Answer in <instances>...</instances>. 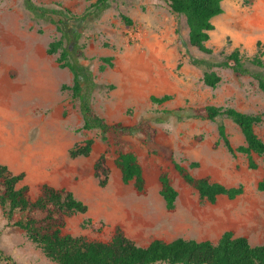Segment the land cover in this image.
<instances>
[{
	"label": "rangeland",
	"instance_id": "1",
	"mask_svg": "<svg viewBox=\"0 0 264 264\" xmlns=\"http://www.w3.org/2000/svg\"><path fill=\"white\" fill-rule=\"evenodd\" d=\"M33 1L59 3L80 16L97 0ZM107 4V10L96 13L90 9L89 16L76 24L81 34L79 44H85L82 63L98 85L92 104L99 116L109 123L131 125L163 110L230 107L260 115L262 121L254 132L264 141V94L256 82L222 69L217 70L219 84L207 88L201 81L205 69L192 63L219 61L233 50H238L243 60L252 58L258 51L257 43L264 45V0L223 2V12L212 19L213 30L205 44L211 54L187 45L184 19L169 13L161 0H107ZM58 38L56 26L33 18L22 0H0V131L50 134L62 143H72V147L92 141L87 156L72 158V186L79 187L87 211L66 218L62 233L108 242L118 228L137 246L145 247L156 239L215 243L229 231L233 237L246 238L252 246L264 244V192L257 189L264 176V160L255 154L226 150L218 137V126L225 128L234 148L243 145V138L224 117L214 121L172 117L162 124L151 123L156 129L154 143L138 134L120 138L121 151L132 153L141 166L144 188L137 191L132 183L121 181L112 148L105 155L107 181L100 186L93 165L107 148L95 131L81 129L76 104L62 89L71 85L72 76L57 63L58 53H47L50 43ZM260 52L264 63L263 47ZM248 68L264 73V69ZM164 95L170 100L151 103L150 97ZM168 154L185 166L198 163L190 170L193 177L209 176L226 188L241 187L242 193L233 200L219 197L213 204L201 201L173 171ZM250 159L254 169L249 167ZM164 171L178 194L171 211L159 196L158 177ZM0 251L17 264H54L20 229L7 223L1 209Z\"/></svg>",
	"mask_w": 264,
	"mask_h": 264
},
{
	"label": "trees",
	"instance_id": "2",
	"mask_svg": "<svg viewBox=\"0 0 264 264\" xmlns=\"http://www.w3.org/2000/svg\"><path fill=\"white\" fill-rule=\"evenodd\" d=\"M223 1L226 0H161L169 13L184 19L187 45L204 54H211L205 44L213 30L212 19L223 12ZM22 5L33 18L56 26L59 38L50 43L47 53H58L57 63L68 69L72 76L71 85L62 86V89L69 92L71 100L76 104L81 118V129L87 132L95 131L107 148L93 165L94 176L100 186L105 185L107 181L105 155L112 148L113 164L119 171L121 181L124 184L132 183L137 191H142L145 181L141 166L132 153L121 151L118 141L122 137L138 134L148 143H154L156 129L151 123L162 124L172 117L178 121H214L224 117L239 129L243 138V145L234 148L227 139L225 128L218 126V137L226 150L230 154H255L264 160V141L254 132V127L262 121L261 116L243 113L230 107L208 105L202 109L163 110L158 116L141 119L131 125L107 122L93 108V93L98 85L91 70L82 63L85 59V44H79L81 34L76 27L77 23L89 16L90 9H94L96 13L107 10V0H97L90 4L80 16L54 2L37 4L33 0H22ZM121 19L130 23L125 16H121ZM74 24L75 26H72ZM181 45L186 46L183 42ZM262 47L264 48V45L257 43V53L246 60H243L238 50H233L219 61L192 60V63L205 69L201 81L207 88L214 89L219 84L221 78L217 70L224 69L235 77L249 76L264 94V73L248 68L249 65L264 69L260 52ZM168 100L170 96L166 95L159 98L150 97L151 103L157 105ZM91 145V140L75 144L68 154L70 158L85 157L90 153ZM166 159L181 181L192 188L201 201L213 204L219 197L233 200L242 193L241 187L226 188L212 182L209 176L193 177L190 170L198 167L196 162L185 166L175 161L172 154H168ZM249 167H256L251 159ZM21 179V175L14 176L5 166L0 165V209L7 223L20 229L43 256L54 264H264V244L252 246L246 238L233 237L229 231L223 232L215 243L182 238L170 242L156 239L145 247L137 246L122 235L118 228L108 242L88 241L83 237L63 234L65 219L75 214H85L86 205L71 192L48 185H42L38 197L32 199L26 186L17 187ZM158 182L159 196L165 208L171 211L178 196L177 191L166 171L160 173ZM257 189L264 192V176L257 184ZM0 261L4 264H17L1 251Z\"/></svg>",
	"mask_w": 264,
	"mask_h": 264
},
{
	"label": "crops",
	"instance_id": "3",
	"mask_svg": "<svg viewBox=\"0 0 264 264\" xmlns=\"http://www.w3.org/2000/svg\"><path fill=\"white\" fill-rule=\"evenodd\" d=\"M51 136L44 133H4L1 128L0 165L12 175L22 176L20 187L26 186L32 199L38 197L42 185H48L69 191L84 203L79 187L72 186V158L68 154L72 143H62L56 136Z\"/></svg>",
	"mask_w": 264,
	"mask_h": 264
},
{
	"label": "built area",
	"instance_id": "4",
	"mask_svg": "<svg viewBox=\"0 0 264 264\" xmlns=\"http://www.w3.org/2000/svg\"><path fill=\"white\" fill-rule=\"evenodd\" d=\"M134 36H135V34L132 35V37H134Z\"/></svg>",
	"mask_w": 264,
	"mask_h": 264
}]
</instances>
